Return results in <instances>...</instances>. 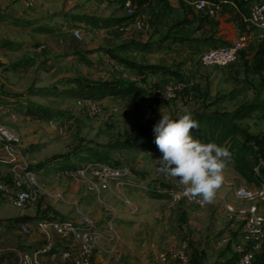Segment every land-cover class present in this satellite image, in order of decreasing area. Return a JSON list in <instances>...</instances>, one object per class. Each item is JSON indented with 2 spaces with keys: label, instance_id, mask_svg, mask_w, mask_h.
Listing matches in <instances>:
<instances>
[{
  "label": "crops",
  "instance_id": "crops-1",
  "mask_svg": "<svg viewBox=\"0 0 264 264\" xmlns=\"http://www.w3.org/2000/svg\"><path fill=\"white\" fill-rule=\"evenodd\" d=\"M108 1L119 7L118 2L112 0ZM142 1L139 7L145 14L143 28H137L128 18L122 21V23L115 25H90L96 31V36H93L94 39L92 40L85 41L84 37L83 39H79L74 35L73 30L77 27L70 30L66 22L69 20L68 17H64L63 22H57L52 15L49 16L48 12H46L44 18L39 13H32L30 16L17 18L15 17L17 14L1 11L2 6L0 7V30L5 24L10 23L14 29H21L23 32V37H19L17 41H15L11 40L12 38L10 39L9 34L6 33L4 28L0 31V41L11 42L9 45L0 47V83L2 84L0 104L7 108L6 113H1L3 115L1 116L3 121L20 132L26 155L28 154L27 150L30 145L36 148V143H44V141L39 140L42 134H47L48 138L52 136L59 137V135L66 136L69 131L68 129L71 126L73 129L77 124L75 119H77L79 114H76L73 119L68 120L67 116L69 117L71 114L61 112L62 117L59 116L55 119H49L47 125L39 122L42 120H34L31 115H29L32 114L29 112V109L31 107L34 109L37 106L36 100H33L32 97L45 95V92L49 91L51 88L60 89V84H64L62 88H70L74 85V83L69 81L71 79L87 78L99 81H133L138 87L144 90V93L108 96L102 100L77 99V107L81 110L76 113L83 111L89 114H96V110L99 109L100 116L104 118H108L110 114H114L112 120H109L110 125L109 123L107 124L108 127H113L114 123L117 121H119L118 123L122 126L129 125L128 121H126L127 116L136 115L137 120L135 123H138L134 126V129L124 128L120 133H117L116 136H130L141 128L151 127L162 118L163 113L170 115L173 119L184 114L181 109L184 108L183 105L185 101L180 102L181 98L163 103L157 108L152 105L157 91L164 89L169 84L179 81V78L172 74H164L162 72L141 74L138 70L128 67L115 58L114 54L139 63L165 64L172 66L183 74L184 79L180 80L188 81L197 74H220L224 81L232 80L235 85L230 91H218V100H216L215 103H223L229 100V97H232L235 93H244V91H250L254 88H248L243 80L240 81V70H237L239 66H236L234 69L220 70L219 72L203 71L204 67L212 66H206L201 62L200 53L212 46L210 41H201L210 38V36H214L217 42H219V38L230 42L242 35H248L249 45L243 49V51L245 50L247 52V55L245 54V56L242 57L241 53H239L237 59L230 64H237V60L240 57L244 65L248 64L250 66V69L253 71L252 74H258L259 76L262 74L263 79L260 80L257 85L254 84V86H256L255 91L258 92L256 94H263L264 68H257V64L261 61V56L258 54L260 45L257 50H254L253 58L250 59L248 57L251 39H254V41L260 40L257 28L249 19L251 5L257 0H240L242 5H238L233 1L231 3L225 2L224 4L222 2L221 10L213 14L196 10L192 4V0H175L172 2L158 0L159 2L161 1L174 5L176 8L183 10L184 15L188 14L189 9H182L181 6L184 4L190 7V9L194 11L192 19L185 18V22L180 23L178 27H180L181 30L188 31L187 28L191 24H196V28L185 36L176 35L171 36V38L167 36L157 42L149 40L132 41V39L127 36L129 31H142L149 23L147 9L145 8L154 0ZM120 9L122 10V8ZM226 9L229 10V12H225L223 15V11H226ZM83 16L84 15L80 16L79 19L86 22ZM106 16L107 18L112 17L110 14ZM229 17L231 18L230 20ZM25 23H27V25ZM188 23L189 25L187 26ZM59 24H61V26H59ZM73 24L78 25L76 20L73 21ZM121 24L126 25L125 30L127 31L118 28ZM58 28L62 29L66 34L60 37L61 44L54 49L52 46L53 40L56 39V35H62ZM148 42L153 46L150 52L140 50L139 47L137 48L135 46V44L138 43L144 44ZM20 47H22L20 49L21 51L16 52ZM9 51H12L11 54H13L12 56L15 60L19 61V59L25 55V57L30 60V67L34 63V66L40 65L42 71H47V69H49L51 72H56L58 74H21L17 70L8 71L7 69L4 74H1V67L4 66L6 68L8 65H12L9 62ZM150 55L155 56V58L152 59L149 57ZM36 60H38V62H36ZM57 60L60 62H57ZM241 63L238 62V65H241ZM217 67L223 68V66ZM215 75H211V77L207 79L214 82L216 78ZM31 87H34L35 90L31 91ZM194 88L199 90L200 95L203 96L208 95L210 92L209 89L200 88L198 84L194 85ZM230 94L232 95L229 96ZM196 99L199 98L196 97ZM255 101H258V99L253 98L248 101L247 104ZM30 102H33L35 105H31ZM211 103H213L211 105L214 106L218 104H214V102ZM187 108L191 112V115L197 113L193 111L195 108H191L190 106ZM211 109L213 108L205 110ZM199 111H203V109ZM45 113H47V117H52V115L49 116V112L45 111ZM73 113H75V111ZM59 118L62 120L58 121ZM42 127L43 129L41 130ZM53 149L54 148L48 146L45 150V154L41 158H35L33 155H27V157L30 159L33 166L36 164L40 165L41 163L47 162L46 159L52 155ZM2 156L3 150L0 146V157ZM244 156L249 160V164L254 171V166L259 155L254 152H249L244 153ZM64 158L70 159L69 157ZM57 160L59 159H56V161ZM42 170L43 168H41V171ZM7 172L8 165L0 162V180L6 177ZM224 176V184L219 190L215 201L208 203V207L212 208H210L208 212H204V219L206 220V218H209L212 211L216 210L221 220L219 228H225V233L220 240L213 242L211 246L213 250L220 251V255L223 256L220 259H226L228 264H231L230 261L232 256L234 254H236V256L238 255L236 250L237 246L243 242L242 233L244 227L243 222L238 218L230 219L228 217L226 206L227 204L240 205L241 203L238 202H242V200L236 196V187L239 185H253L261 182V178H264V168L261 177L255 173L259 181H248L231 164H228L225 168ZM40 185L39 199L25 208H17L14 206L11 197L5 196L0 192V237L6 241L5 245L0 247V255L2 257H0V261H11V263L15 261V264H17L23 254L34 257L36 256L35 252L50 240L60 249L68 247L69 245H75L76 241L73 239L60 238L50 226L41 227L37 222L40 220H52L58 217L64 218V216H72L74 220L80 221L85 215H92L94 218L92 219L97 223L105 222L107 220V214L102 211L101 206L108 207L114 212L113 218L116 216L120 228L119 231L116 229L118 235L114 242L104 241L100 243L95 251L94 263H102L105 253H113L116 249L115 243L117 240L130 237L132 234L136 236L134 234L136 230L135 227L142 223L141 220L143 216L148 215V211L145 210L149 207L154 208L153 218L159 220L161 224L170 216L173 221V217H175L178 212H180L181 215L184 214L187 218H193V220L197 216L201 217V208L187 200H183L179 204H173L169 198L166 197L165 199L153 198V200L138 202L133 199L130 194L134 191L132 192L131 189L128 188L118 190L114 186L106 190L107 193L105 197H98V199H96L92 196V191L89 190V192L82 181L68 177L61 180L43 174V171L40 174ZM123 196L137 203L139 205V210L133 211L125 202L123 204ZM24 216L28 218L20 220V218ZM23 221H28L32 225V231L30 233L22 232L20 223ZM160 227L161 226H159V228ZM5 253H7V255ZM141 253L145 254L143 251ZM255 254L256 259L257 256L261 258L264 255V241L259 248L256 249ZM37 258L41 264H73L71 260H64L59 257L53 259L50 254L47 253L39 254Z\"/></svg>",
  "mask_w": 264,
  "mask_h": 264
},
{
  "label": "rangeland",
  "instance_id": "rangeland-1",
  "mask_svg": "<svg viewBox=\"0 0 264 264\" xmlns=\"http://www.w3.org/2000/svg\"><path fill=\"white\" fill-rule=\"evenodd\" d=\"M137 5L140 6V0H137ZM1 6V11L17 14L15 16L17 18L30 16L32 13H39L44 18L46 12H48L49 16L52 15L57 22H63V18L68 17L69 20L66 21L68 27L70 30L75 27L80 28L84 33V41L94 39L93 36H96V31L90 26V24L81 21L79 19L80 16L89 15L107 18L106 15L110 14L115 18L126 17L118 6H115L108 0H35L33 6H27L24 0H0V7ZM181 8L183 9L182 6ZM145 9H147L149 23L142 31H129L127 36L131 38L132 41L149 40L157 42L167 36H169L168 38L176 35L185 36L187 33L189 34L190 31H194L197 26L196 24H191L187 28L188 31L181 30V28L178 27L180 23L185 22V18L192 19V15H194L192 9H189L188 14L184 15L183 10L176 8L174 5L164 4L158 0L149 3ZM225 12H229V10L226 9V11H223V15ZM230 19L231 18L229 17V20ZM74 20L77 21L78 25L73 24ZM188 25L189 23L187 26ZM59 26H61V24H59ZM121 26L126 29L125 24H121ZM3 28L6 33L9 34L10 39L12 38L11 40L17 41L19 37H23L21 29H14L10 23L5 24ZM3 28L1 27V30ZM59 31H61L62 35H56V39L53 40L52 46L54 49L60 46V37L66 34L62 29ZM24 34L26 35L25 31ZM260 41L261 39L257 41L251 39V47L248 49V57L250 59L253 58L254 50H257ZM21 48L22 47L17 49L16 52L21 51ZM11 53L12 51L8 52V54H10L9 62L12 64V66L8 65V67H6L8 71L17 70L21 74H58L56 72H51L49 69H47V71H42V68H40L41 66H34V63L31 68L30 60L26 58L25 55H23L18 61L14 59L12 56L13 54ZM245 54L247 55L246 51ZM149 57L152 59L155 58L153 55H150ZM36 62H38V60H36ZM57 62L60 61L57 60ZM238 62H242L240 57L237 60V64H230L226 67L223 66V68L217 66L204 67L203 71L219 72L220 70L234 69L236 66H239L240 69L238 68L237 70H240V81L243 80L248 88L253 87L254 89L244 91V93L230 94L229 96L232 95V97H229V100L224 101L223 103H215V101L218 100V91H230L232 87L235 86L234 82L232 80L224 81L220 74H197L194 78L188 81L179 79V81L184 82L185 85L180 89L175 99L181 98L180 102L185 101L183 106L195 108L193 110L194 112L216 107L228 114L245 106L247 102L253 98L262 101L264 99V90H262L263 94L258 95L256 94L258 92L255 91L256 86H254V84L257 85V83L263 79L262 74H260V76L258 74H252L253 71L248 64L244 65L242 62L241 65H238ZM13 64H15V67ZM211 75L216 76L214 82L207 79L211 77ZM196 84L200 85V88L209 89V94L204 96L200 95L199 90L194 88V85ZM60 85V89L51 88L49 91L45 92V95L32 97L33 100H36L37 106L33 109L34 112L32 114H28L31 115L34 120L40 119L44 121L39 122L44 123L45 125H47L49 119H55L61 116V112L71 114L69 117L67 116L68 120L73 119L76 114H79V116H77V119L79 120L75 119L77 124L75 126L73 125V129L72 126L68 129L69 131L66 136L59 135V137L52 136L48 138L47 134H42L39 140L44 141V143H36V148H33V145H30L28 148L27 155H33L35 158H41L45 154V150L48 146L54 148L52 155L46 159L47 162L41 163L40 165L36 164L34 166L39 182L42 171L43 174L63 180L67 178L64 174V170L69 168L70 165L75 166L91 160L104 161L105 159L114 164L128 165L132 170L130 184L128 186L118 188L112 183L109 188L114 186L118 190L123 188L131 189L132 192L134 191L133 193H130L132 198L138 202H143V200H153V198L165 199L166 197L154 195L155 192L157 194L165 192L148 190L143 187L146 185L153 188L160 186L162 187V190H164L173 185V182L177 179L168 175L166 171L161 169L162 153L160 150L151 151L149 149L147 150V148H130L127 147V145L118 144L119 141H125L127 136H116V134L120 133L124 128H130L133 130L134 126L138 123H135L137 120L136 115L127 116L126 121H128L129 125L122 126L118 123L119 121H117L114 123L113 127H108L107 124L109 123V120H112L114 114H110L108 118H104L100 116L99 109L96 110V114H89L88 112L83 111L76 113L81 110L76 104V101L79 98L66 93V89L62 88L64 84ZM196 97L199 99H196ZM211 102L218 104L217 106H214L211 105L213 104ZM46 109L51 110L49 113L52 114V117L49 118L46 116ZM74 111L75 113H73ZM0 116L3 115L1 114ZM61 120L62 119L59 118L58 121ZM233 122L240 128L246 129L250 132L257 134L264 133V112H253L251 115L240 120H234ZM42 129L43 127L41 130ZM237 139H240V136L236 135L235 140ZM62 154L70 159L64 157L58 158L59 160L57 161L54 158L52 159V156ZM41 168H43L42 171ZM84 186L88 191H92V196L96 199H98V197H105L107 193L106 190L109 189L102 188L101 192L98 193L96 190L90 189L88 184L84 183ZM123 198L124 201L122 202L124 204V202L126 203L125 199H127V197L123 196ZM238 203L245 204L246 202L239 201ZM195 205L199 206L197 204ZM208 206V203L204 206H199V208H201V217L197 216L194 220L193 218H187V216L184 214L181 215V213L178 212L176 213V216L173 217V221L170 216L167 220H164L162 224L159 220L153 218L154 208L149 207L145 210L148 211V215L143 216V219L141 220L142 223L135 227L136 230L134 234L136 236L132 234L130 237L117 240L115 243V251L113 253H105L102 263L93 262V264H182L181 259L179 258L181 253H184V255L188 257L191 264H228L226 259H220L223 257L220 255V251L213 250L211 246L213 242L220 240L225 233V228H219L221 220L216 213V210L212 211L209 218H206V220L204 219V212H208L209 209L212 208ZM101 209L107 214V220L99 223L94 221L97 227L109 230L110 225H112L119 231L120 225L116 220V216L113 218L114 212L105 206H101ZM90 217L93 218L92 215ZM64 218L73 219L72 216H64ZM159 226L163 227L159 228ZM132 236L134 237L131 238ZM5 243L6 241L0 237V247L5 245ZM142 251L145 252V254H142ZM5 254L7 255V253ZM257 259H259L258 256ZM257 259H255V261ZM0 264H15V261L11 263V261L2 260L0 261Z\"/></svg>",
  "mask_w": 264,
  "mask_h": 264
},
{
  "label": "built area",
  "instance_id": "built-area-1",
  "mask_svg": "<svg viewBox=\"0 0 264 264\" xmlns=\"http://www.w3.org/2000/svg\"><path fill=\"white\" fill-rule=\"evenodd\" d=\"M119 4L124 15L132 21L137 28H143L145 14L137 5V0H112ZM175 1V0H166ZM27 6H33L35 0H24ZM192 4L198 11L215 13L221 10L222 3L213 0H192ZM250 22L257 28L258 35L264 44V0H257L251 5ZM125 30L123 26L118 27ZM74 35L83 39V31L79 28L73 30ZM248 35H242L227 44L210 47L200 53V60L206 66H226L234 62L240 51L248 47ZM6 68L1 67V74ZM0 83V91L2 89ZM184 82L176 81L169 84L164 89L158 90L152 102L153 107L174 100L183 88ZM7 108L0 104V114L6 113ZM0 146L3 156L0 160L8 165V172L5 178L0 180V192L5 196L11 197L14 206L25 208L40 197V182L34 166L27 157L23 146V139L20 132L5 123L0 116ZM254 166L255 173L261 177L264 168V156L257 157ZM68 178L81 180L88 184L90 189L101 192L102 188H109L112 183L118 188L128 186L132 174L131 167L128 165H116L108 161L91 160L71 166L64 170ZM146 189L162 191L168 194V198L173 204H178L183 200L199 206L206 203L198 198H192L185 190V186L177 178L173 185L162 190V187L143 186ZM236 196L246 202L245 204H227L226 211L230 219L238 218L243 222L242 243L237 246V259L234 264H254L256 259L255 251L264 241V178L261 182L253 185H239L235 190ZM126 203L133 211L139 210V205L130 199H125ZM37 224L41 227L50 228L63 239H73L75 245L65 248H57L50 240L41 246L34 257L23 254L17 264H41L37 258L39 254H50L51 258H62L71 260L73 264H93L96 249L104 241L117 239V230L110 225L109 230H103L95 224L89 216H83L80 221L67 218H55L52 220H40ZM23 233H30L32 225L28 221L20 223ZM182 264H191L188 257L181 253L179 255Z\"/></svg>",
  "mask_w": 264,
  "mask_h": 264
},
{
  "label": "trees",
  "instance_id": "trees-1",
  "mask_svg": "<svg viewBox=\"0 0 264 264\" xmlns=\"http://www.w3.org/2000/svg\"><path fill=\"white\" fill-rule=\"evenodd\" d=\"M220 1L223 4L231 3L232 1L238 5H242L240 0H213ZM143 1L140 0V3ZM167 4V3H164ZM183 8L190 9V7L186 5H182ZM191 10V9H190ZM86 23L93 26H105L109 24H120L122 21L127 19V17L121 18H99L96 16H83ZM27 25V23H25ZM210 41L212 47L220 46L229 43L228 41L221 40L219 38V42L214 38V36H210L208 39H204L201 42ZM11 42H1L0 46L9 45ZM135 46L140 50L150 52L153 49V46L150 42L144 44H135ZM141 47V48H140ZM111 51V50H110ZM241 56H245V51H240ZM258 54L261 56V61L257 64L258 69L264 68V44L261 40L260 49ZM115 58L123 62L128 67L138 70L141 74L146 73H158L162 72L164 74H172L179 79H184L183 74L178 70L174 69L172 66H168L165 64H145L139 63L134 60L123 58L114 54ZM12 66V65H9ZM15 67V64H13ZM8 67V66H6ZM74 85L72 87L67 88L65 90L66 93L70 94L73 97H78L81 99H92V100H102L108 96H124L133 93H144V90L136 85L133 81H123V80H90L87 78H75L69 80ZM58 89V88H55ZM31 91H34V87L30 88ZM43 90V89H41ZM31 105H35L33 102H30ZM39 108V107H37ZM51 111L50 109H46V112ZM29 112L33 113L34 110L32 107L29 109ZM253 112H264V99L262 101H255L249 103L238 110H235L231 113H227L221 111L220 109L213 108L211 110H203L192 115L193 119L197 120L199 123L198 129H193L192 135L194 138L201 140L204 143L214 142L220 146H223L229 150L231 153V159L228 161L243 177H245L248 181H259V179L255 176L253 169L249 164V160L244 156V153L254 152L257 155L264 156V133H253L246 129L240 128L237 124H235L234 120L243 119L246 116L251 115ZM52 114H49L51 116ZM176 119V118H174ZM154 125L148 128H141L137 130L134 134L127 136V139L123 142L119 141L118 144L127 145V147H139L147 148L149 150H159L155 143L156 133L153 131ZM236 135L240 136V139L235 140ZM235 141V142H234ZM233 144V145H232ZM60 157H66V155H54L52 159L55 160ZM104 161H106L104 159ZM0 162H3L0 160ZM49 162V161H48ZM111 162V161H108ZM4 163V162H3ZM113 163V162H111ZM119 165V164H116ZM161 197H168L167 193L157 194ZM28 217L24 216L20 218L27 219ZM237 259L236 254H234L231 258L230 263L234 264ZM264 255L257 259L254 264H263Z\"/></svg>",
  "mask_w": 264,
  "mask_h": 264
},
{
  "label": "clouds",
  "instance_id": "clouds-1",
  "mask_svg": "<svg viewBox=\"0 0 264 264\" xmlns=\"http://www.w3.org/2000/svg\"><path fill=\"white\" fill-rule=\"evenodd\" d=\"M181 111L184 114L176 119L163 113L154 125L155 143L162 153L161 169L178 178L192 198L212 203L224 184L231 153L214 142L194 138L192 131L199 123L187 107Z\"/></svg>",
  "mask_w": 264,
  "mask_h": 264
}]
</instances>
